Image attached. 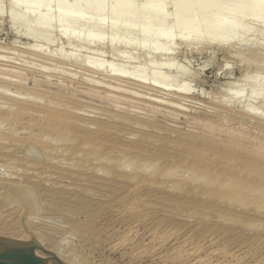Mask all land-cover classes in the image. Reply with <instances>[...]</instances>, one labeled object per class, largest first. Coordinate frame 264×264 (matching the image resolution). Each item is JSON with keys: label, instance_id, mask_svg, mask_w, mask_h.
<instances>
[{"label": "rangeland", "instance_id": "obj_1", "mask_svg": "<svg viewBox=\"0 0 264 264\" xmlns=\"http://www.w3.org/2000/svg\"><path fill=\"white\" fill-rule=\"evenodd\" d=\"M9 1L10 0H2L3 7L1 5V8H5L0 14V45L2 44L1 46H3V48L7 47V49L5 48V50H7L8 52L5 51V54L2 51V53L0 52L1 56L4 55L2 58H0V68L6 67L3 69H7L8 67L9 70H18L19 68H21L23 69V73L28 71L25 74L30 75L33 78L27 77L29 79L28 81L27 79L25 80L26 84L24 83L25 81L22 82L24 83V85L22 84V89L18 87V82L14 80L11 75H9L11 74L9 73V71L2 72V74H0V104H10L13 100L9 95L12 93L14 94V92L16 90L19 91V89H22L19 92L24 93V91H26L24 90L25 88L27 89L28 94L29 90H32V92H30L31 97H33L34 95L36 96H34L35 98L44 96L45 98L39 99L42 100L44 104L47 103L46 101L50 98L49 91L51 90L50 93H53L50 95L53 96H51L50 101L52 99L55 100L54 97L56 94L57 99L58 97H61L63 100L64 98H66L68 101L69 99H72V102L70 100L69 103L73 106L72 108L77 106V108L75 107L77 109V112L75 111L74 115L77 116L76 122L78 123L79 127L75 125L73 129V133L75 132V134L71 132L72 135L70 134L71 136H69V139L73 140V142H70L68 141V139L64 138L66 140L65 141L63 137H65L66 135L61 136L62 140H60V138H57V136H55L59 134H55V131L51 129L49 130V134L48 129H45L46 127L42 126L45 115L43 118V116L39 115L41 113H35L39 111H34L35 114H33V111L32 113L28 112L24 114H16L14 112L15 106L13 105V102L11 106L14 109H9L12 110L10 112L7 111L8 109L6 108L7 106L5 104V106H3L4 108H6V110L2 111L4 110V108L0 105V117H8V120L6 118H3V120L5 119L4 121L0 120V233H2L0 234V236L7 238L12 237V239H14V234H19L25 231L20 222V218L21 216H23L26 228L30 231V234L34 239L38 238L35 239L37 242L40 240L39 244L40 242L43 243L40 245L45 250L50 249L52 251H55L57 248L56 252L59 251L60 254L63 253L62 255H66L68 257H71L72 259H75L77 261L79 260V262L81 261L84 263L264 264V208H262V205H264V199H259L260 202L252 204L255 203V201H257L258 199L253 200L256 197H249L252 196L249 194L248 197L250 199L244 200L245 203L248 202L249 204H247V206L246 204L240 206V204H238L237 202L232 201V203L228 199L225 200L224 197L221 198L220 196H216L215 198V195L212 197L208 194H206V196V191H215L214 189L218 188V185L208 186L203 182L204 179H198L197 181L195 178H192V175L196 176V173L200 174L201 167H203L204 165H198V168H200V170L196 167V165H179V163H176V165H172L175 162L176 158L172 154L182 148L181 146H183L185 141L195 143L202 141L204 135L202 134L200 124H205V122L207 123L208 120H212L214 118V120H216V116H218L216 115V113H219V116L221 115L222 120H219V122L223 126V128L225 127V130L227 128L229 131L231 129V132H242L241 134H246L249 132L248 134H253V137H257L260 135L259 137H257L258 140L264 138V125L256 122L254 118L247 117L246 115H243L244 117H240L239 115H241V113L238 115L236 114L237 112L229 111L232 107H225L227 109V111H225L226 109L221 108L222 106L218 104L217 99L219 95H216L221 94L224 90L227 91V81L234 82L239 80L243 75L242 73L244 72H248L250 74L253 72H260L258 74L261 75V79L264 84V67L262 65L264 63V54L262 55V52H264V50H261V53L260 55H258V57L248 54L240 55L239 53L242 52L239 51V53L231 52L232 54L229 52L231 54L230 55L228 54L226 48L221 46H212L213 48L211 47L204 52H200L202 50L197 48H194L196 50L192 51V48L190 47V51L188 47H186V49L183 44H179L181 37L179 33H189L191 31V28L187 29L188 31H186V29L183 30L182 23L185 20V22L188 24L186 26H189L191 21H187L185 18L183 19L179 16H174V19H172L173 8H170L171 11L168 10L169 8L164 9V11L166 9L169 11H165L168 12V14L172 12V16H168V14L165 13L167 14L166 16L169 17L166 18V21L170 22L171 19L173 21H171V23H168L166 21V23H162L158 21L157 17H155L153 13H139L134 8L126 7L123 3L115 5L114 0H102L100 5L93 10L95 19H101L104 22L105 26L116 21L118 23V27L116 26V28L118 29L113 30L114 33L111 32L109 38L112 39V43L110 42V44L108 43L106 46H104V50L102 52H99L101 54L97 52L95 54V50L93 49H90V52H87L89 51L87 50L86 53H82L86 55L88 54V56L94 58L96 61H102L103 59L104 61L112 60V51L116 47H119L118 43H120V41L127 40L128 37V39H131L133 41L131 42V44H129V46H126L127 49H123V56L121 58H118L115 63L117 62L116 64L118 67L126 66L131 70L137 72L147 64L148 60L152 56L147 52L150 48V44L152 43L154 45L153 41L156 40L155 38L153 40L152 36L151 38H149V35L147 38H145V40L149 38L148 40H146L149 46L147 44L145 45L146 42L144 43V45L148 46L149 48H146L147 50H145V47L144 49L142 48L143 50L141 48H138L140 43H137L143 40L142 38L144 37L141 34H144L143 29L156 32L158 30L168 28L169 30L171 29L170 31L172 33L174 32V34L180 36L179 37L175 35V40L173 41L176 44H173V42H171L170 44L173 47H171V57H161L163 59L172 58L175 67H172L170 70H166L167 68L165 67L162 70L166 73H172V71H175L177 69L176 67H179L178 70H180L182 65V68L184 69H182L181 71L186 70L185 72L187 74L183 77L184 79L182 77H179L176 78V80L179 81L182 79L188 82L191 80L189 84L192 85V88L195 91L194 95L197 96L198 99L196 101H198V103L200 102V105H190L189 102H186L184 104L187 105V109L189 111L187 110L186 113H179L178 116L173 118L171 116L164 115L167 114V111H169V109L165 108L164 106L160 107V105H156V108H159V111L161 112H152L150 109V106L152 104L146 103V101L143 100L142 95L141 97L136 96L139 94V92H142V94H144L145 96L149 95L151 97L152 91L148 92L149 94L146 95L145 93H143L146 89L144 90L143 88L137 86L133 87V85H130L131 87H128V83L124 84V82H122V84L120 83L121 81L117 82L116 80L111 79L110 82L112 85L117 87L119 86L120 88H123L127 91L131 90V92H134L135 90V92L137 91L138 94L132 93V95H129V92H120L117 89L109 91V94L113 96L112 98L110 96L106 97L107 95L103 94L102 90H99V88L94 89L95 85H93L91 81V79L102 81L105 77L102 74L100 75V73L93 74V72H90L91 70H89L86 66V68L84 69V67L82 65L81 67L79 63H75L76 66L72 63L73 66L70 65L71 68H67L66 66H64V68H66V71L68 70L66 72L64 69L60 70V65L63 66L62 63L57 62L55 64L56 59L54 61L51 60L52 62H50L41 57L39 58L30 54H25V56L23 55L21 58V55L19 56L18 54L23 48H25L26 46H31V44H37L40 41L42 42L41 45H43L48 38H56V40L54 39V44H50L47 42L45 43V46L43 47L47 48V51L48 49H57L58 46L59 48L63 46L62 48L64 50H69V48L72 47L79 48V45H81L79 48L81 49L83 44L76 43L77 45L75 47L74 42H72L73 40H71L70 38H65V36L59 37L58 32H56L55 30L58 29L59 24L61 23L57 22L56 26H54L55 30L52 27L53 25L47 23L46 25L50 27H47L45 25L44 29L50 28L49 31H52L49 34L50 37L47 36L46 40L41 39L39 41L36 40V42L35 38L28 36L27 33H34L38 28L40 29L41 26L36 22L44 21L43 23H45L47 19H45V17L39 18L43 17L44 15L38 14L39 17H36L35 21L30 22L27 16L21 15L22 13L20 12V9L16 6H14L12 10L18 12V14L13 12L14 14L11 16L10 12L12 10L9 9ZM208 1L209 0H194L190 5H187L186 10L188 11V13L186 15H182L189 18L193 17L194 22L196 24L197 22L199 23L200 21H198V17L200 19V16H202L201 19H203V12H201L200 10L201 6H203ZM211 2H214V5L208 9H204V11L206 12L204 13V15H211L218 12L219 5L217 4L222 2V0H215ZM86 4L87 3H82L81 5H78L77 2H74L73 0H62L59 5H55L54 3H52V9L49 10L48 20L51 21L53 16H55L59 11L68 10L70 7L77 5L81 10L83 7L85 8ZM192 14H194V16H192ZM123 16H127L129 21L124 26L120 25L122 24L121 22ZM240 20L241 19H236V21H238V24L240 25H238L235 20L234 23H236V25L239 27L243 25L245 26L244 23L245 21H247V19H244L245 21L243 22L242 20ZM252 22L253 21H251V24L253 25L252 28L254 30L256 28L255 24L259 26V23ZM131 24L132 26H135L134 29L132 27L133 31L136 30L138 31V33L133 32L132 35L128 34L129 29H127V27L125 26L127 25L130 28ZM72 25L74 24L67 25L70 29L66 26V28L69 30L67 31V33H70V30H80L81 28L80 34L83 35V33H86L87 31H96V28H99L97 27L98 24L89 26L81 25V27L78 28L76 25H74L73 27ZM121 26L123 28H121ZM136 26L137 29H140V31L139 29H136ZM108 27H105L103 30L109 32ZM252 28H249L250 31L247 29V33H245L244 35L245 38L243 37L245 39V42L247 41V39L248 44L262 41L261 45L263 47L264 37L262 38L261 36V33H263V31H260V33L257 30L261 36L260 37L258 36L259 34L257 33V31H252ZM125 29L128 31H124ZM256 29L259 28L257 27ZM121 38H123L124 40H122ZM244 39L242 44L246 45L247 43H244ZM258 39L259 41H257ZM47 41H49V39ZM11 42L13 44L16 42V45L14 44L12 46ZM159 42L160 41H158V43ZM158 43H156V45H159L161 42L159 44ZM163 44H166L167 46L168 43H166L165 41V43ZM132 45L134 47L138 45V47L136 46L138 50L135 49L136 47L132 49L129 48ZM9 46H12L13 49L11 50ZM159 46H157V49H159ZM162 46L164 45H161L160 47ZM128 49L130 50L128 51ZM139 49L142 51V53L144 51L145 55L142 54ZM9 50H11V52ZM15 51H18V53H16ZM82 54L81 56L84 58V56L86 55L83 56ZM33 57L38 59L36 60ZM250 58L251 60L253 59L252 61H255L256 63H253ZM94 59L92 60L93 62L95 61ZM127 60H132V63H127ZM44 63L46 65H43ZM53 64H55V66ZM26 65H30L31 67H28L27 69ZM39 65L46 66V70L43 71V68L40 69L41 67ZM58 65L59 67L56 68V66ZM246 66L247 68L249 67L248 70ZM37 68L39 69V71ZM29 69L32 72H30ZM35 69H37V71H35ZM73 72L75 76L73 75ZM192 73H194L196 76ZM91 76L93 78H89L88 81L87 78ZM35 77L37 78V80H35ZM64 77L66 78V82ZM60 79L63 80V82H60ZM174 79L175 78H173V80ZM106 80L108 81L109 78L107 77ZM60 84H63L64 86ZM65 85H68L69 87ZM222 85H224V87ZM37 87H40L41 89L45 87L46 93L47 89H49L47 93L48 95L44 94V89H42L41 91V89L39 88V90ZM254 89L256 90L255 87H251L248 84L243 87L245 94L250 93ZM257 89L258 91L255 92V95L257 94L258 98H252V100L249 99V101L253 104H259V102L261 104V95L264 92V87H258ZM61 91H63L64 96ZM88 91H91L92 94ZM98 91L100 95H98ZM226 91L225 94L228 96L227 93L230 94V92L226 93ZM58 92L61 93V96ZM39 93H42L44 95H40ZM154 93L153 95L158 94L156 92ZM207 93L208 95H206ZM68 94L69 98H67ZM225 94L222 93V95L224 96L221 95L220 97L225 98ZM101 95L105 96L106 99L115 98V100H106L105 97ZM212 95H215L214 101L212 99ZM161 97L164 98V95H162ZM168 97L170 96H165V98L167 99ZM220 97L219 99H221ZM5 99L9 101H4ZM62 99L59 98L58 102H60V100ZM53 102L57 103V100ZM36 103L37 104H35L33 107L39 108L41 106V102L37 101ZM132 104H134V106L136 107H134ZM186 105H184V107H186ZM207 105H210V107H208ZM212 106H214L213 109ZM217 106L221 107L218 108ZM206 107H208L209 109H206ZM232 110H235V108H232ZM6 111L8 115H10L11 112H14L11 114V116L13 117V119H17L15 120L16 123H13V120H10L12 119L11 116L4 115L3 112ZM229 112H233L234 115L232 113L230 114ZM14 114L19 119H21V121L18 120V118H16ZM19 116H22V118H20ZM122 116H124L125 119H123ZM28 119L32 120L30 121ZM35 120H38V123L41 121L38 124L42 126V128L38 129L39 132L35 130L40 127L36 126L37 122ZM92 120L94 122L98 121L96 122V124L100 123V126H97L98 124H95L96 127H94L93 124V127H91V124L94 123ZM34 121V125H28L29 122L33 123ZM129 122L130 124H128ZM12 123L14 124L15 128L14 126H11L13 125ZM23 125L25 127H23ZM123 125L125 127H123ZM28 127H31L32 131ZM34 127L35 131L33 130ZM9 128L11 130H9ZM25 128V131L22 130ZM43 129L45 131L47 130L46 134H49L47 135V137L46 134H44L45 131L40 132V130ZM84 129L93 131L94 133L98 132L97 134H99V139L97 138L96 140H92L94 138L93 134L91 136L89 135V133L88 135H86L85 133H83L85 131ZM243 130L245 131V133ZM29 131H31L32 133ZM12 132H14L15 134H11ZM120 135L122 137H120ZM261 136L263 138H261ZM66 137H68V135ZM143 138H145V140ZM105 140H108L109 142ZM138 140H140L139 142L142 143L143 146H145L144 149L138 150L130 147V144H135V142ZM64 141L66 142V144H64ZM54 142L57 144H55ZM113 142L118 144L115 145ZM47 143L49 145H47ZM125 143L129 144L128 147ZM213 144L214 143H212V145ZM217 144H221L220 147H225L224 145L222 146V143L217 142ZM62 145L65 151H63L62 149ZM79 145L83 148H80ZM208 145L212 146L211 144ZM52 146L55 148V150H53L54 148ZM56 146H60V151H62L60 152L58 149L60 147ZM214 146H216V144H214ZM110 148L114 151H112ZM211 148L212 147H209V150ZM126 149H128V151H125ZM147 149H150L151 151H154L156 149H163L159 152L161 154L166 153L167 155H169L165 156L162 159L160 158L162 161L160 159L154 161L158 163L160 161L162 165L160 163V165H156L157 163H155L154 165V162L150 161L151 163H153L152 165L149 163V160H146L148 157V153H146ZM215 149L216 147H214V150ZM227 149L230 150L231 148H228L227 146ZM91 150H95V153H92ZM116 150H119L118 152H121L118 153ZM212 151H209V153H212ZM124 152L126 154H124ZM242 152L241 149H237L236 153H238L237 155H239L237 156V159L241 157L240 155H242ZM96 153L99 155H97ZM74 154L76 156H74ZM90 154H92V156ZM102 154H109V157L106 155L108 157L107 162L102 161L103 157L104 160L107 159V157ZM101 155L102 159L100 158ZM117 155L120 159L117 157ZM131 155H133V158L131 157ZM123 156H125V158L128 156V160L127 158L125 160L129 161V163L133 161L134 157H136L138 160H136L135 158V164L131 162L132 165H123L122 163L125 162L123 159H121L124 158ZM245 156L247 157L250 155ZM97 157L100 159H98L99 161L97 160ZM117 158L119 162L117 161ZM130 158H132V160ZM142 158L143 160H141ZM260 158L259 156H251L250 160H252V163H254V160L256 159L255 164H257L258 162L257 165H260L259 163L261 162H263L262 164H264V156H260ZM93 159L96 160L93 161ZM113 159H116L115 162L113 161ZM120 160L122 162L121 164ZM189 160H192V156H188L187 161ZM144 161H146V164L148 162L149 165H143L142 162ZM163 162L169 164L164 165ZM194 179L196 180V182L194 181ZM195 185L199 186L196 187ZM200 185L206 189H209H205L206 191L201 192L204 190V188H202ZM196 192L198 193L196 194ZM218 197L221 200H219ZM251 200L253 202H250ZM230 202L232 203V206ZM244 202H241V204ZM258 204H260L261 207H259L263 211L260 210V208V211L256 210ZM32 231L34 232V234ZM11 234H13V236H11ZM21 235H23V233ZM37 235H39L40 237H37ZM28 238L30 240V236ZM29 240L26 237L24 241Z\"/></svg>", "mask_w": 264, "mask_h": 264}, {"label": "bare ground", "instance_id": "obj_2", "mask_svg": "<svg viewBox=\"0 0 264 264\" xmlns=\"http://www.w3.org/2000/svg\"><path fill=\"white\" fill-rule=\"evenodd\" d=\"M74 2H77V4L78 5H81L82 3H87L86 4V6H85V8L83 9H81L80 10V8L78 7V5L77 6H73V7H70L68 10H62V11H59L55 16H53V18H52V20L51 21H49L48 19V17H49V10H51L52 9V3H54L55 5H59V3H61L62 2V0H10L9 1V3L8 4H10L9 5V9H11L12 10V8L14 7V6H16L17 8H19L20 9V12L22 13L21 15H24V16H27V18H28V20L31 22V21H35V19H36V17H39L38 16V14H40V15H44L43 17H39V18H44L45 17V19H47V21L45 22V23H43L44 21H38V22H36L37 24H39L40 26V29L36 32H34V33H27L28 34V36H30V37H34L35 38V41L36 40H41V39H45L46 40V38H47V36L48 37H50V33L52 32L51 30L49 31V29H44V26L48 23V24H50V25H53L52 27H53V29H54V26H56V22L57 23H61V24H59V27H58V29L57 30H55L56 32H58V34H59V37H61V36H65V38L67 37V38H70L71 40H73L72 42H74V46L76 47V43H78V44H83L82 45V47H81V49H79L80 48V46L81 45H79V48H69V50H64L62 47L61 48H59V46H58V48L56 49H54L53 48V50H49L48 49V51H47V48H45V47H43V46H45V43L47 42V43H50V44H54V39L56 40V38H54V39H51V38H48L49 39V41H52V42H49V41H47L46 40V42L43 44V45H41V41L39 42V43H37V44H34V45H32L31 44V46H26L25 48H23L21 51H20V53L18 54L21 58H22V56L24 55L25 56V54H30V55H34V56H36V57H41V58H43V59H45V60H47V61H50V62H52V61H54L55 59H56V61H55V64L57 63V62H60V63H62L63 64V66L62 65H60V67H61V69L60 70H65L66 71V68H64V66H66L67 68L68 67H70L71 68V66H73V64L75 65V63L77 64V63H79L80 64V66L82 65L83 67H84V69L87 67L89 70H91L90 72H93V74H99L100 73V75L102 74L106 79H107V77L109 78V80L107 81L105 78H104V80H102V81H99V80H92L91 79V81H92V83H93V85H95L94 87V89H96V88H99V90H102L103 91V94H105V95H107L106 97H108V96H110L111 98L113 97V96H111L110 94H109V91H112V90H119L120 92H129V95H132V93H134V94H138L137 93V91L135 92V90H134V92H131V90H124L123 88H120L119 86L117 87V86H114V85H112L111 84V82H110V80L112 79V80H116L117 82L119 81H121L120 83H122V82H124V84H126V83H128L127 84V86L128 87H131L132 85H133V87H135V86H137V87H140V88H143L145 91H147V92H143V93H145L146 95L147 94H149L148 92H151L152 94H151V97L148 95V96H145L144 94H142V92L140 93L139 92V94L138 95H136V96H140L141 97V95H142V97H143V100H145L146 101V103H149V104H152L151 106H150V109H151V111L152 112H161V111H159L160 109L159 108H156V105H160V107H162V106H164L165 108H167V109H169V111H167V114H164V115H168V116H171V117H173V118H175L176 116H178V114L179 113H186V111L188 110L187 109V105L186 104H184V103H190V105H192V104H196V105H198L199 103H198V101H196V100H198L197 99V96H195L194 95V89L192 88V85L191 84H189V82L191 81H185V80H179V81H177L176 80V78H179V77H184L187 73L185 72L186 70H183V71H181L182 69H184V68H182V65H181V68H180V70H178V68L179 67H176L177 69L175 70V71H172V73L170 72H168V73H166L165 71H163L162 69H164L165 67L167 68L166 70H170L172 67L174 68L175 66V64H173L174 62L172 61V58H167V59H163V58H161V57H163V56H166V57H171V53L170 52H172V49H171V42H173V44H176V43H174V41L173 40H175L174 38V36L175 35H177V34H174V32L172 33L168 28H164V29H162V30H158V31H156V32H152V31H148L147 29H143L144 30V34L143 33H141L142 34V36H144L142 39L143 40H141L140 42H138L137 44H139L140 43V45H139V47H138V45H136L138 48H143L144 49V47H145V50H147L149 47V49H148V54H151L150 56V59L148 60V62H147V64L146 65H144L143 66V68H141V70H139V71H137V72H135L134 70H131L129 67H126V66H120L119 64V66L120 67H122V68H120V67H118L117 66V62L115 63V61L118 59V58H121L122 56H123V54H124V51H123V49L124 48H126V46H129V44H131V42L133 41V40H131V39H128V37H127V40H124L123 38H121L122 40H124V41H120V43H118L119 45V47L117 48H115L112 52V60H105L104 61V59L101 61V60H95L94 58H91L90 56H88V54L86 55V54H82V53H86V51L87 50H89V51H87V52H90V49L92 50H95V54H96V52L97 53H99V52H102L103 50H104V46H106L108 43L110 44V42L112 41V39L111 38H109L110 37V35H111V32H113L114 33V31L113 30H115V29H118V28H116V26L118 25V23L116 22V21H114V22H112V23H109V24H107V26H105V24H104V22L101 20V19H95V17H94V15H93V10L95 9V8H97L99 5H100V3H101V1L102 0H73ZM142 1V2H141ZM194 0H114V4L115 5H118V4H124L126 7H128V8H134L136 11H138L139 13H143V14H149V13H153L154 14V16L155 17H157V19H158V21H160V22H162V23H166V22H168V21H166V18H169V17H167L166 15L168 14V10H170V8H173V18L172 19H174V16L176 17V16H179V17H181V18H185L187 21L189 20V21H191V23L189 24V26H186V25H188L186 22H185V20H184V22L182 23V26H183V30L184 29H186V31H188L187 29H190L191 28V33L189 32V33H187V32H185L184 34H180L179 33V35H181V37L179 36V35H177V36H179L180 37V42H179V44L181 45V44H183V46H185V48L186 47H188V49H190V51H191V48H192V51L193 50H196V49H194V48H197V49H200V50H202V51H200V52H204V51H207L209 48H211L212 46H221V47H225L226 48V50H227V52H228V54H230L231 52H234V53H239V52H242V53H239L240 55L241 54H248V55H253V56H257L258 57V55H260V53H261V50L263 49L264 50V46L262 47V45H261V42H253V43H251V44H248L247 43V41H248V39H247V41L245 42V33H247V29L249 30V28L251 29L252 27H253V25L251 24V21H253V22H258L259 23V26L257 25V24H255L256 25V28L258 27L259 29H256L255 28V25H254V30H253V28H252V31H263V33H264V0H222V2H220V3H218L217 5H219L218 6V12H216V13H213V14H211V15H204V13H206L205 11H204V9H208V8H210V7H212L214 4V2L212 3L211 1H215V0H209L208 2H206L203 6H201V12H203L202 13V15H203V19H201L202 18V16H200V19H199V17H198V21H200L199 23L197 22V24L194 22V18L192 17V18H189V17H185L184 15H182V14H187L188 13V11L186 10L187 9V5H190L192 2H193ZM3 4V2H2V0H0V14L2 13V11H3V9L5 8H1V5ZM171 4V5H170ZM7 5V4H6ZM55 5H53V6H55ZM172 6V7H170V6ZM167 6H169V7H167ZM2 7H3V5H2ZM165 8H169L167 11L168 12H165L164 11V9ZM262 8V9H261ZM11 10H9V11H11ZM171 11V10H170ZM13 12H15V11H11L10 13H11V16L14 14ZM16 14H18V12H15ZM165 13H167V14H165ZM172 12H170V14H168V16L170 15V16H172V14H171ZM192 16H194V14H192ZM0 17H1V15H0ZM118 17V16H117ZM13 18V17H12ZM171 18V17H170ZM243 18V19H242ZM1 19V18H0ZM171 19V21H173ZM236 19H241L242 20V22L243 21H245L244 19H247V21H245V26L243 25V26H237L236 25V23L238 24L239 22L238 21H236ZM97 20V21H96ZM169 20V19H168ZM234 20H235V22L236 23H234ZM240 20V21H241ZM166 21V22H165ZM171 21L170 22H168V23H171ZM127 22H129L128 21V17L127 16H123V19H122V24H120V25H125V24H127ZM252 22V23H253ZM247 23V24H246ZM27 24V23H26ZM68 24H74V25H76L77 26V28L78 27H81V25H94V24H98V26L97 27H99V28H96L95 30L96 31H87L86 33H83V35H81L80 34V30H81V28H80V30H77V29H73V28H71V29H73V31L72 30H70V33H67V31H69L67 28H69L67 25ZM241 24H243V23H241ZM14 25V24H13ZM31 25V24H30ZM74 25H72V27L74 26ZM108 25H109V27H108ZM119 25V26H120ZM130 25V24H129ZM238 25H240V24H238ZM250 25H252V26H250ZM47 27H50V26H48V25H46ZM66 26H67V28H66ZM70 26V25H69ZM75 26V27H76ZM108 27V29H109V32H106V31H104L103 29L105 28V27ZM192 26H193V29H192ZM195 26V27H194ZM250 26V27H249ZM260 26H262V27H260ZM30 27H33V26H30ZM51 27V28H52ZM95 27V26H94ZM118 27V26H117ZM125 27H127V29H129V31H130V33H129V31L128 30H124V31H128V34H133V32H136V33H138V31H133V29H134V27L135 26H132V24H131V26H130V28L126 25ZM132 27H133V29H132ZM46 28V27H45ZM56 28V27H55ZM121 28H123L122 26H121ZM29 29V28H28ZM65 29H67V30H65ZM70 29V28H69ZM82 29H84V28H82ZM93 29V28H92ZM120 29V28H119ZM132 29V30H131ZM136 29H137V26H136ZM139 29V28H138ZM137 29V30H138ZM30 30V29H29ZM28 30V31H29ZM47 30V31H46ZM87 30V29H86ZM142 30V29H141ZM72 31V32H71ZM131 31H132V33H131ZM139 31H140V29H139ZM229 31V32H228ZM250 31V30H249ZM248 31V32H249ZM258 31H257V33H258ZM82 32V31H81ZM140 33V32H139ZM252 33V32H251ZM257 33H255V34H257ZM261 33V32H260ZM263 33H261V36H262V38L264 37V34ZM259 34V33H258ZM115 35V34H114ZM127 35V34H126ZM150 35V37L149 38H151V36H152V38H153V40H154V38L156 39L155 41H153L154 42V45L152 46L151 44H150V46L147 44L148 42H146V40H148V39H146L145 40V38H147L148 36ZM247 35V34H246ZM113 36V35H112ZM130 36V35H129ZM255 36V35H254ZM258 36H260V34L258 35ZM260 36V37H261ZM58 37V38H59ZM178 37V38H179ZM244 37V38H243ZM33 38V39H34ZM57 38V39H58ZM60 39V38H59ZM58 39V40H59ZM243 39H244V43H247L246 45H244V44H242V42H243ZM256 39V38H255ZM160 41L159 43H158V41ZM162 40V41H161ZM260 40H263V39H260ZM17 41V40H16ZM60 41V40H59ZM165 41H166V43H168L167 44V46H169V47H167L166 46V44H163V43H165ZM250 41V40H249ZM257 41H259V39L257 40ZM264 41V40H263ZM13 42V41H12ZM11 42V43H12ZM37 42V41H36ZM62 42V41H61ZM146 42V43H145ZM251 42V41H250ZM16 43V42H15ZM14 43V44H15ZM68 43V42H67ZM112 43V42H111ZM144 43H145V45L147 44L148 46H145L144 45ZM156 43H158L160 46L161 45H164V46H162V47H160L159 45H156ZM13 43H12V46L14 45ZM61 44V43H60ZM95 45V46H93V45ZM120 44H121V46H120ZM172 44V45H173ZM241 44V45H240ZM2 45V44H1ZM0 45V52L2 51L3 53L5 52V51H7V50H5V48L7 49V47H5V48H3V46H1ZM16 45V44H15ZM30 45V44H29ZM72 45V44H71ZM70 45V46H71ZM6 46V45H5ZM8 46V45H7ZM12 46H9L10 48H11V50L13 49L12 48ZM135 46V47H136ZM152 46V47H151ZM157 46H159V49H157ZM261 46V47H260ZM18 47V46H17ZM78 47V46H77ZM133 45L131 46V47H129V48H135ZM137 47L135 48V49H137ZM191 47V48H190ZM16 48V47H15ZM21 48V47H20ZM83 48V49H82ZM147 48V49H146ZM173 48V47H172ZM213 48V47H212ZM9 49V48H8ZM127 49V48H126ZM142 49V50H143ZM187 49V48H186ZM11 50H9L10 52H11ZM17 50V49H16ZM125 50V49H124ZM130 49H128V51H129ZM138 50V49H137ZM140 50V49H139ZM127 51V50H126ZM125 51V52H126ZM133 51H135V50H133ZM141 51V50H140ZM139 51V52H140ZM239 51V52H238ZM1 52V53H2ZM8 52V51H7ZM16 52V51H15ZM15 52H13V53H15ZM131 52V51H130ZM157 52V53H156ZM174 52V51H173ZM230 52V53H229ZM0 53V54H1ZM16 53H18V51L16 52ZM84 56V55H86V56H84V58L81 56V54ZM133 53V52H132ZM141 53H142V51H141ZM145 52L143 51V53L142 54H144ZM154 53V54H153ZM156 53V54H155ZM5 54V53H4ZM99 54H101V53H99ZM140 54V53H139ZM141 54V55H142ZM232 54V53H231ZM230 54V55H231ZM264 54V52H262V55ZM17 55V54H16ZM17 55V56H18ZM94 55V54H93ZM103 55V54H102ZM145 55V54H144ZM235 55V54H234ZM237 55V54H236ZM4 56V55H3ZM3 56H1L0 55V58H2ZM16 56V57H17ZM92 56V55H91ZM98 56V55H97ZM100 56V55H99ZM243 56V55H242ZM252 56V57H253ZM29 57V56H28ZM93 57V56H92ZM235 57V56H234ZM251 57V58H252ZM261 57V56H260ZM14 58V57H13ZM34 58V57H33ZM133 58V57H132ZM131 58V59H132ZM239 58H240V56H239ZM238 58V59H239ZM242 58V57H241ZM244 58V57H243ZM251 58H250V60H251ZM34 59H38V58H34ZM95 60L94 62L92 61V60ZM135 59V58H134ZM254 59H256V58H254ZM260 59V58H259ZM52 60V61H51ZM244 60V59H243ZM248 60V59H247ZM249 60V61H250ZM253 60V59H252ZM251 60V61H252ZM261 60V59H260ZM132 61V60H131ZM130 60H127L126 62L127 63H130L131 62ZM44 62V61H43ZM42 62V63H43ZM253 62V61H252ZM255 62V61H254ZM253 62V63H254ZM47 63H49V62H47ZM73 63V64H72ZM132 63V62H131ZM247 63V62H246ZM256 63V62H255ZM260 63V62H259ZM30 64V63H29ZM55 64H53L54 66H55ZM78 64V65H79ZM84 64V65H83ZM248 64V63H247ZM250 64H251V62H250ZM258 64V63H257ZM37 65V64H36ZM41 65V64H40ZM39 65V66H40ZM43 65H46L45 63L43 64ZM40 66L41 68L40 69H42L43 71L44 70H46V66ZM69 65V66H68ZM71 65V66H70ZM77 65V66H78ZM178 65H180V64H178ZM263 65V67H264V63L262 64ZM25 66V65H24ZM27 66V69H28V67L30 68L31 66L30 65H26ZM76 66V65H75ZM81 66V67H82ZM86 66V67H85ZM247 66H249V65H247ZM247 66H246V68H247ZM23 67V66H22ZM57 67H59V65L58 66H56V68ZM63 67V68H62ZM258 67V66H257ZM262 67V68H263ZM3 68H6V67H3ZM2 67L0 68V74H2V72H5V71H9V73H11V74H9V75H11L13 78H14V80H16L17 82H18V84H19V88H22L23 89V86H22V84L24 85V83L26 84V79H27V81H28V79L29 78H27V77H31L30 75H27V74H25V73H27L28 71H26L25 73H23V69H21V68H19L18 70H12V69H10L9 70V68L7 67V69H3ZM18 68V67H17ZM73 68V67H72ZM75 68V67H74ZM245 68V69H246ZM38 69V68H37ZM37 69H35V71H37ZM49 69V68H48ZM78 69V68H77ZM249 69V67L247 68V70ZM253 69H255V68H253ZM257 69V68H256ZM25 70V69H24ZM72 70V69H71ZM88 70V71H89ZM246 70V71H247ZM29 71H30V69H29ZM38 71H39V69H38ZM41 71V70H40ZM64 71V72H65ZM68 71V70H67ZM66 71V72H67ZM241 71H243V70H241ZM261 71V70H260ZM30 72H32V71H30ZM29 72V73H30ZM34 72V71H33ZM42 72V71H41ZM251 72H253V71H251ZM255 72H256V70H255ZM262 72V71H261ZM264 72V71H263ZM262 72V73H263ZM28 73V74H29ZM35 73H38V72H35ZM70 73V72H69ZM258 73H260V72H256V73H242L243 75H242V77L239 79V80H237V81H227V91L226 90H224L222 93L223 94H225V91H226V93L227 92H230V94L229 93H227L228 94V96L226 95V97L224 98V97H220L221 95H222V93L221 94H216L217 96H218V99H217V102H218V104H220L221 106H217L218 108H225V107H228V108H235V110H232V108L229 110V111H233V112H237L236 114H240L241 113V115H239L240 117L241 116H243V115H246L247 117H251V118H254V120H256V122H258L259 124H262V125H264V92L262 93V95H261V104H260V102H259V104L257 103V104H253V103H251L250 101H249V99L250 100H252V98H258V95L256 94L255 95V92L256 91H258V87H264V84H263V81H262V79H261V75L260 74H258ZM40 74H42V73H40ZM71 74V73H70ZM92 74V73H91ZM92 74V75H93ZM153 74V75H152ZM192 74H194V73H192ZM69 75V74H68ZM73 75L75 76V74H74V72H73ZM150 75H152V76H150ZM195 75V74H194ZM241 75V74H240ZM193 76V75H192ZM191 76V77H192ZM196 76V75H195ZM72 77V76H71ZM85 77V76H84ZM86 77H87V75H86ZM31 78H33V77H31ZM36 78V77H35ZM60 78V77H59ZM70 78V77H69ZM89 78H93L92 76L91 77H88L87 78V80L89 79ZM173 78H175L174 80H176V81H174L173 80ZM190 78V77H189ZM189 78H187V79H189ZM64 79H65V82H66V78L64 77ZM184 79V78H183ZM186 79V80H187ZM35 80H37V78L35 79ZM61 80V79H60ZM83 80V79H82ZM25 81V82H24ZM89 81V80H88ZM22 82H24V83H22ZM47 82V81H46ZM60 82H63V80H61ZM176 82V83H175ZM91 83V82H90ZM54 84V83H53ZM57 84V83H56ZM59 84V83H58ZM63 84H65V83H63ZM63 84H60V85H63ZM123 84V83H122ZM224 84H226V83H224ZM250 85L251 87L253 86V87H255L256 88V90L254 89V90H252L250 93H246L245 94V91L243 90V87L245 86V85ZM89 85V84H88ZM131 85V86H130ZM22 86V87H21ZM64 86V85H63ZM65 86H68V85H65ZM122 86V85H121ZM223 87H224V85H222ZM226 86V85H225ZM69 87V86H68ZM17 88V87H16ZM18 88V89H19ZM25 88V87H24ZM38 89L40 88V87H37ZM65 88V87H64ZM90 88H92V87H90ZM21 89V90H22ZM41 89V88H40ZM39 89V90H40ZM42 89H44L43 91H45V87L44 88H42ZM42 89H41V91H42ZM127 89V88H126ZM130 89V88H129ZM131 89H134V88H131ZM235 89H239V90H235ZM2 90V89H1ZM20 89H19V91H21ZM24 90H26L27 91V89L25 88ZM48 90L49 89H47V93H48ZM60 90V89H59ZM66 90H67V88H66ZM138 90V89H137ZM149 90V91H148ZM235 90V91H234ZM5 91H7V90H5ZM19 91H13L14 92V94L12 93V94H8L9 96H11L12 97V102H13V105L15 106V113L16 114H24V113H28V112H31L32 113V111H33V114H39V113H41V114H39L40 116H43V118H44V115H45V119H44V121H43V124H42V126L44 127H46L45 129H48V132H49V130L51 129V130H53V131H55V134H59L60 135V137H59V135H55V136H57V138H60V140H62V138H61V136H64V135H68V137H63V139L65 138V139H68V141H72L73 142V140H71V139H69V136H71L72 134H71V132L73 133V129H74V126L75 125H77L78 126V123L76 122V119H77V116H75L74 114H75V111L77 112V106H75L74 108H72L73 106L72 105H70V100H71V102H72V99H69V101L66 99V98H64V100L61 98V97H58V99L56 98V95H55V100L54 99H52L53 101H56L57 100V103L56 102H53L52 100L50 101V98H51V96H53V95H50V94H52V93H50L51 92V90L49 91V96H50V98L46 101L47 103H44L43 104V102H42V100H39V99H43V98H45L44 96L42 97V96H40V98H35L34 96L33 97H31L30 96V92H32V90H29V94H28V91L26 92V91H24V93H22V92H19ZM41 91H39V92H41ZM143 91V90H142ZM197 91V90H196ZM7 92H9V91H7ZM26 92V93H25ZM62 92V94H63V91H61ZM65 92V91H64ZM89 92V91H88ZM91 92V91H90ZM89 92V93H90ZM154 92H156V93H158V94H156V95H153V93ZM6 93V92H5ZM46 93V91L44 92V94L46 95L47 94ZM55 93V92H54ZM59 94H60V96H61V93L60 92H58ZM87 93V92H86ZM96 93V92H95ZM98 93H99V91H98ZM131 93V94H130ZM209 93V92H208ZM208 93L206 94V95H208ZM40 95L42 94V93H39ZM44 94H42V95H44ZM91 94H92V92H91ZM102 94V93H101ZM122 94V93H121ZM134 94H133V96H134ZM155 94V93H154ZM159 94H160V96H159ZM199 94V93H198ZM204 94V93H203ZM48 95V94H47ZM66 95V94H65ZM73 95V94H72ZM71 95V96H72ZM95 95V94H94ZM97 95V94H96ZM98 95H100V93L98 94ZM162 95H164V98H162L161 96ZM205 95V96H206ZM9 96H8V98H9ZM63 96H64V94H63ZM69 96V94L67 95V98H69L68 97ZM101 96H103V95H101ZM152 96H155V97H152ZM165 96H170V97H168V99L167 98H165ZM213 96V95H212ZM222 96H224V95H222ZM11 97H10V101H11ZM74 97V96H73ZM95 97H97V96H95ZM103 97H105V96H103ZM106 97H105V99H106ZM123 97H125V96H123ZM128 97V96H127ZM204 97V96H203ZM219 97L221 98V99H219ZM53 98V97H52ZM59 98L60 99H62V100H60V102H58V100H59ZM71 98V97H70ZM100 98V97H99ZM139 98V97H138ZM209 98H210V96H209ZM223 98V99H222ZM36 99H38V100H36ZM108 99V98H107ZM106 99V100H107ZM141 99V98H140ZM206 99V98H205ZM212 99H213V101H214V99H215V95L212 97ZM212 99H210V100H212ZM46 100V99H45ZM104 100V99H103ZM108 100H115V98L114 99H108ZM195 100V101H194ZM200 100V99H199ZM203 100V99H202ZM254 100V99H253ZM3 101V100H2ZM2 101H1V103H2ZM4 101H9V100H4ZM3 101V102H4ZM37 101H40L41 103V106L39 107V108H37V107H33L35 104H37L36 102ZM73 101H75V100H73ZM118 101V100H117ZM204 101V100H203ZM208 101V100H207ZM216 101V100H215ZM12 102L10 103V104H8V105H6L5 103V105L7 106L6 108L8 109L7 111L8 112H10V111H12V110H9V109H14L12 106H11V104H12ZM216 102V103H217ZM7 103V102H6ZM39 103V102H38ZM75 103V102H74ZM73 103V104H74ZM123 103V102H122ZM125 103V102H124ZM207 103V102H206ZM215 103V102H214ZM3 104V105H4ZM130 104V103H129ZM203 104V103H202ZM205 104V103H204ZM211 104V103H210ZM1 105V107H3L4 108V106L2 105V104H0ZM10 105V106H9ZM133 106H134V104H132ZM184 105H186V107H184ZM200 105V104H199ZM10 108H9V107ZM131 106V105H130ZM132 106V107H133ZM189 106V105H188ZM208 106V105H207ZM12 107V108H11ZM125 107V106H124ZM134 107H136V106H134ZM203 107V106H202ZM208 107H210V105L208 106ZM208 107H206V109L208 108ZM2 108V109H3ZM6 108H4V110H2V111H5L6 110ZM82 108V107H81ZM214 108V106H212V109ZM216 108V107H215ZM75 109V110H74ZM204 109H205V107H204ZM209 109V108H208ZM226 109V108H225ZM225 109H223V110H225ZM81 110H83V109H81ZM149 110V109H148ZM203 110V109H202ZM7 111L6 112H3L4 113V115L5 116H7L8 114H7ZM34 111H39V112H35L34 113ZM85 111V110H84ZM189 111V110H188ZM206 111V110H205ZM225 111H227V109L225 110ZM14 112H11V114L12 113H14ZM81 112V111H80ZM233 112H231L232 114H233ZM3 113H1V114H3ZM83 113V112H82ZM89 113V112H88ZM163 113V112H162ZM166 113V112H165ZM230 113V112H229ZM230 113V114H231ZM10 114V113H9ZM11 114L10 115H8V116H11ZM156 114V113H155ZM213 114V113H212ZM4 115H2V116H4ZM15 115V114H14ZM13 115V116H14ZM30 115V114H29ZM78 115V114H77ZM83 115V114H82ZM81 115V116H82ZM91 115V114H90ZM118 115V114H117ZM122 115V114H121ZM121 115H119V116H121ZM163 115V116H164ZM216 115H218V116H216L217 118H216V120H214V119H212V120H208V119H210V118H208L207 120H208V122L206 123L205 121H207V120H205L204 122H205V124H200L201 125V131H202V134L204 135V138L202 139V141L201 142H198V143H195V142H190V141H185L184 142V144H183V146H181L182 148H180L178 151H175V153H173L172 155H174V157H176L175 158V162L172 164V165H176V163H179V165L180 164H184V165H196V167L198 168V165H204L203 167H201V170H200V168H198L199 170H200V174H198V173H194L196 176H194V175H192L193 177L192 178H195L197 181H198V179H204V183H205V185H218L217 187L219 188H216V189H214L215 191H213V190H209V191H206V190H208V189H206V188H204V187H202L201 185V187L202 188H204V190L203 191H201V192H204V191H206L205 192V195L206 194H208V195H211L212 197L215 195V198H216V196H220L221 198H225V200L226 199H228L229 201H234V202H237L238 204H240V206L241 205H245L246 204V206H247V204H249L248 202H244V200L246 199V200H248V199H250L249 197H252V198H254V197H256V198H254L253 200H256V199H258L257 201H255V203H252V204H256L257 202H260V200L259 199H264V164H262L263 162H261V163H259L260 165H257L258 164V162H257V164H255V160H254V163H252V160H253V158H252V160H250V157L251 156H259V158H260V156H264V138L261 136V138H263V139H261V140H258L257 139V137H259V136H257V137H253L252 135H249L248 133H246V134H241V133H239V131H237V132H231V129H230V131L226 128V130L223 128V126L220 124V122H219V120H222L221 119V115L219 116V113L217 114L216 113ZM234 115V114H233ZM232 115V116H233ZM16 116V115H15ZM39 116V117H40ZM79 116H80V114H79ZM87 116V115H86ZM215 116V115H214ZM12 117V116H11ZM20 117V116H19ZM30 117V116H29ZM37 117V116H36ZM90 117V116H89ZM123 117V119H125V117L124 116H122ZM148 117V116H147ZM236 117V116H235ZM244 117V116H243ZM242 117V118H243ZM246 117V118H247ZM3 118H6V117H3ZM3 118L2 117H0V120H2V121H4L3 120ZM16 118H18L17 116H16ZM20 118H22V116L20 117ZM24 118V117H23ZM26 118V117H25ZM42 118V119H43ZM85 118V117H84ZM115 118V117H114ZM121 118V117H120ZM222 118H223V115H222ZM7 120H8V117L6 118ZM10 119V118H9ZM33 119V118H32ZM31 119V120H32ZM78 119H80V118H78ZM90 119V118H89ZM113 119V118H112ZM122 119V118H121ZM127 119H128V117H127ZM10 120H13V123L15 122V120H17V119H13V117H12V119H10ZM9 120V121H10ZM18 120H20L21 121V119H19L18 118ZM28 120H30V119H28ZM30 120V121H31ZM39 120V119H38ZM38 120H35L36 122H37V125L36 126H40V125H38L39 123H38ZM25 121V120H24ZM23 121V122H24ZM35 121L32 123V122H29V126H30V124H33L34 125V123H35ZM80 121V120H79ZM88 121V120H87ZM93 121V120H92ZM123 121V120H122ZM129 121H130V119H129ZM141 121V120H140ZM6 122V121H5ZM11 122V121H10ZM18 122V121H17ZM94 122V121H93ZM96 122H98V121H96ZM96 122H94V123H92V122H89V123H92L91 124V127H93L92 125L94 124V127H96V125L98 124H96ZM125 122V121H124ZM1 123V122H0ZM4 123V122H3ZM12 123V124H13ZM16 123V122H15ZM21 123V122H20ZM26 123H27V121H26ZM25 123V124H26ZM74 123H76V124H74ZM87 123V122H86ZM86 123H84V124H86ZM132 123V122H131ZM223 123V122H222ZM9 124V123H8ZM73 124V125H72ZM88 124V123H87ZM96 124V125H95ZM100 124V123H99ZM97 125V126H100V125ZM128 124H130V122L128 123ZM137 124V123H136ZM146 124V123H145ZM224 124V123H223ZM10 125V124H9ZM15 125H20V124H15ZM82 125V124H81ZM103 125V124H102ZM122 125V124H121ZM11 126H14V124L13 125H11ZM42 126H40V127H38L37 129H35V127L33 128V130L35 129V130H37L38 131V129L39 128H42ZM138 126V125H137ZM9 127V126H8ZM21 127V126H20ZM23 127H25L24 125H23ZM32 127V126H31ZM29 128L31 131H32V128ZM79 127V126H78ZM81 127V126H80ZM102 127V126H101ZM100 127V128H101ZM123 127H125L124 125H123ZM127 127H129V126H127ZM126 127V128H127ZM226 127H228V126H226ZM1 128V127H0ZM11 128V127H10ZM9 128V130H11ZM14 128H15V126H14ZM104 128V127H103ZM8 129V128H7ZM83 129V128H82ZM102 129V128H101ZM138 129V128H137ZM233 129V128H232ZM245 129H247V128H245ZM2 130V129H1ZM12 130H13V127H12ZM15 130V129H14ZM22 130H26V128L25 129H22ZM34 130V131H35ZM81 130V129H80ZM85 131L83 132V133H85L86 135H88V133H89V135L91 136L92 134H93V136H94V138L92 139V140H96L97 138L99 139V134H97L98 132H93V131H88V130H86V129H84ZM234 130V129H233ZM232 130V131H233ZM236 130H238V129H236ZM19 131V130H18ZM21 131V130H20ZM23 131V132H24ZM31 131H29V132H31ZM33 131V132H34ZM41 131H45L44 129L43 130H40V132ZM47 131V130H46ZM46 131L44 132V134H46ZM52 131V132H53ZM235 131V130H234ZM241 131V130H240ZM244 131V130H243ZM11 132V131H10ZM39 132V131H38ZM100 132V131H99ZM247 132V131H246ZM14 132H12L11 134H13ZM32 133V132H31ZM43 133V132H42ZM244 133H245V131H244ZM15 134V133H14ZM38 134V133H37ZM49 134H50V132H49ZM49 134H46V137H47V135H49ZM52 134V133H51ZM54 134V133H53ZM71 134V135H70ZM73 134H75V132L73 133ZM77 134V133H76ZM79 134V133H78ZM132 135H136V134H132ZM149 136V135H148ZM162 136V135H161ZM255 136V135H254ZM51 137V136H50ZM120 137H122L121 135H120ZM141 137V136H140ZM52 138V137H51ZM73 138H74V136H73ZM72 138V139H73ZM124 138V137H123ZM64 139V140H65ZM75 139H76V137H75ZM103 139V138H102ZM129 139V138H128ZM140 139H142V138H140ZM144 140H145V138H143ZM59 140V139H58ZM148 140V139H147ZM66 141V140H65ZM64 141V142H65ZM67 141V142H68ZM105 141H108V140H105ZM140 140H138V141H136L135 142V144H130V147H132L133 149H144V147L145 146H143L142 145V143H140L139 142ZM58 142V141H57ZM85 142V141H84ZM95 142V141H94ZM109 142V141H108ZM133 142H134V140H133ZM142 142V141H141ZM217 142H219V143H222V146L224 145L225 147H220V145L221 144H217ZM55 143V142H54ZM54 143H52V144H54ZM63 143V142H62ZM69 143V142H68ZM67 143V144H68ZM112 143V142H111ZM114 143V142H113ZM129 143V142H128ZM146 143V142H145ZM212 143H214V144H216V146H214V144L212 145ZM55 144H57V143H55ZM64 144H66V142L64 143ZM63 144V145H64ZM73 144V143H72ZM71 144V145H72ZM82 144V143H81ZM84 144V143H83ZM115 145H117L116 143H114ZM126 144V143H125ZM147 144H150V143H147ZM208 144H211L212 146H210V145H208ZM47 145H49L48 143H47ZM63 145H62V147H63ZM70 145V146H71ZM127 145V147H128V145L129 144H126ZM181 145V144H180ZM80 146V145H79ZM121 146V145H120ZM123 146V145H122ZM160 146V145H159ZM227 146H228V148H231L230 150L229 149H227ZM53 147V146H52ZM56 147H60V146H56ZM66 147H67V145H66ZM65 147V148H66ZM82 146H80V148H81ZM86 147V146H85ZM91 147V146H90ZM114 147V146H113ZM124 147H125V145H124ZM179 147V146H178ZM209 147H212L210 150H209ZM214 147H216V149L214 150ZM54 148V147H53ZM52 148V149H53ZM83 148V147H82ZM97 148H99V147H97ZM147 148V147H146ZM59 149V151H60V149H61V147L60 148H58ZM63 149V151H65L64 150V147L62 148ZM67 149V148H66ZM94 149H95V147H94ZM111 149V148H110ZM115 149V148H114ZM237 149H241V152H242V155H240L241 157H239L238 159H237V156H239V155H237L238 153H236V151H237ZM53 150H55V148L53 149ZM68 150V149H67ZM103 150V149H102ZM109 150V149H108ZM112 150V149H111ZM110 150V151H111ZM161 150H163V149H161ZM161 150H159V149H156V150H154V151H151L150 149H147V152L146 153H148V157H147V159L146 160H149V163L150 164H152L153 165V163H151L150 161H155V160H159L160 158L162 159V158H164L165 156H168L166 153L165 154H161L159 151H161ZM213 150V151H212ZM56 151H58V150H56ZM55 151V152H56ZM62 151V150H61ZM60 151V152H61ZM75 151V150H74ZM74 151H72V152H74ZM78 151V150H77ZM92 151V153H95V150H91ZM94 151V152H93ZM97 151V150H96ZM104 151V150H103ZM112 151H114V150H112ZM117 151V150H116ZM119 151V150H118ZM117 151V152H118ZM125 151H128V149H126ZM209 151H212V153H209ZM54 152V151H53ZM67 152V151H66ZM121 152V151H120ZM120 152H118V153H120ZM192 152H193V154H192ZM63 153V152H62ZM91 153V152H90ZM98 153V152H97ZM96 153V154H97ZM109 153V152H108ZM112 153V152H111ZM191 153V154H190ZM61 154V153H60ZM76 154V153H75ZM74 154V156H76ZM122 154V153H121ZM124 154H126L125 152H124ZM128 154V153H127ZM89 155V154H88ZM91 156H92V154H90ZM97 155H99V154H97ZM102 155H104V154H102ZM102 155L100 156V158L102 159ZM108 156L109 154H105L104 156ZM114 155V154H113ZM129 155V154H128ZM245 155H250V156H245ZM106 156V157H107ZM133 155H131V157H132ZM138 156H140V155H138ZM142 156V155H141ZM188 156H192V160H189V161H187L188 160ZM85 157V156H84ZM87 157H89V156H87ZM99 157V156H98ZM97 157V160L99 159ZM109 157V156H108ZM108 157H107V159L106 160H104V157H103V160L102 161H106L107 162V160H108ZM116 157V156H115ZM117 157H118V155H117ZM120 157H121V155H120ZM124 158H121V159H123L125 162L124 163H122L121 162V160H120V164L122 163L123 165H132L131 164V162H133L134 164H135V161L136 160H138L136 157H137V154H136V157H134V159L136 158V160H134L133 159V161H131L130 163H129V161H127L128 160V156L126 157L127 158V160H125L126 158H125V156H123ZM144 157V156H143ZM174 157H173V159H174ZM89 158H91V157H89ZM89 158H88V160H89ZM95 158V157H94ZM119 158V157H118ZM118 158H117V161L119 162V160H118ZM133 158V157H132ZM132 158H130L131 160H132ZM145 158V157H144ZM120 159V158H119ZM160 159V160H161ZM167 159V158H166ZM261 159V158H260ZM74 160V159H73ZM92 160V159H91ZM94 160H96V159H93V161ZM100 160V159H99ZM98 160V161H99ZM116 160V159H115ZM115 160L113 159V161L115 162ZM141 160H143V158L141 159ZM145 160V159H144ZM186 160V161H185ZM259 160V159H258ZM70 161V160H69ZM110 161V160H109ZM111 161H112V159H111ZM127 161V162H126ZM140 161V160H139ZM162 161V160H161ZM164 161V160H163ZM264 161V160H263ZM97 162V161H96ZM172 162V161H171ZM109 163V162H108ZM141 163V162H140ZM139 163V164H140ZM149 163L147 162V164L149 165ZM155 163H157L156 165H158L159 163L161 164V162L159 161V163L158 162H154V165H155ZM164 163V162H163ZM93 164V163H92ZM115 164H117V163H115ZM138 164V165H139ZM142 164L143 165H147L146 164V161H144V162H142ZM159 164V165H160ZM165 164H169V163H164V165ZM262 164V165H261ZM162 165V164H161ZM205 165H207V166H205ZM204 169V170H203ZM193 171H195V170H193ZM197 171V170H196ZM259 171H261V172H259ZM198 172V171H197ZM194 179V181L196 182V180ZM193 181V182H194ZM200 182V181H199ZM204 183H201V184H204ZM176 184H177V182H176ZM196 186V185H195ZM199 186V185H198ZM198 186H196V187H198ZM195 187V188H196ZM194 188V189H195ZM215 188V187H214ZM206 189V190H205ZM198 192H196V194H197ZM200 193V192H199ZM202 194V193H201ZM204 194V193H203ZM249 194L250 195H252V196H249ZM195 195V194H194ZM23 196V195H22ZM197 196V195H196ZM202 196V195H201ZM207 196V195H206ZM211 196H209V197H211ZM249 196V197H248ZM199 197H200V195H199ZM219 198V197H218ZM219 200H221L220 198H219ZM223 201V200H222ZM229 201H228V203H229ZM238 201H240V202H238ZM230 202V203H231ZM241 202H244V203H242L241 204ZM250 202H253L252 200L250 201ZM264 202V201H263ZM233 203V202H232ZM232 203H231V206H232ZM260 206V204H258V207H256L257 209L256 210H259V208L261 207H259ZM241 208V207H240ZM262 208H264V205H262ZM260 210H262L261 208H260ZM259 210V211H260ZM263 211V210H262ZM21 214V213H20ZM19 214V215H20ZM28 218V217H27ZM29 218H32V217H29ZM26 219V218H25ZM261 223V222H260ZM253 224V223H252ZM251 225V224H250ZM258 225V224H257ZM263 225V224H262ZM261 226V225H260ZM28 227V226H27ZM257 227V226H256ZM29 231V230H28ZM2 232V231H1ZM30 232V231H29ZM33 232V231H32ZM23 233V235H21ZM22 233H19V234H14V239H17V240H22V241H24L25 240V238L27 237V239L29 240V235L28 234H25L26 232L25 231H23ZM0 234H2V233H0ZM10 234V233H9ZM33 234H34V232H33ZM37 234V233H36ZM41 235V234H40ZM6 236V235H5ZM11 236H13V234H11ZM11 236H9V237H11ZM36 236V235H35ZM39 235H37V237H38ZM40 237V236H39ZM12 238V237H11ZM35 239H38V238H35ZM41 239V238H40ZM40 241V240H39ZM39 241H38V243H39ZM40 244H43V243H41L40 242ZM57 247V246H56ZM47 251H49L50 253H53L56 257H58L60 260H62L64 263H66V264H83L84 262H79V260L77 261V260H75V259H72L71 257H68V256H66V255H62L63 253H59V251L58 252H56L57 251V248H56V250L55 251H52V250H47ZM72 255V254H71Z\"/></svg>", "mask_w": 264, "mask_h": 264}, {"label": "water", "instance_id": "obj_3", "mask_svg": "<svg viewBox=\"0 0 264 264\" xmlns=\"http://www.w3.org/2000/svg\"><path fill=\"white\" fill-rule=\"evenodd\" d=\"M20 222L25 232L30 236V240L22 241L0 236V264H66L45 250L32 237L24 224L23 216H21Z\"/></svg>", "mask_w": 264, "mask_h": 264}]
</instances>
